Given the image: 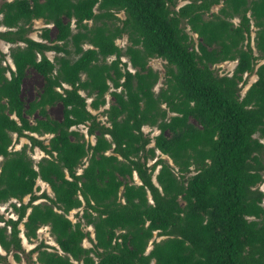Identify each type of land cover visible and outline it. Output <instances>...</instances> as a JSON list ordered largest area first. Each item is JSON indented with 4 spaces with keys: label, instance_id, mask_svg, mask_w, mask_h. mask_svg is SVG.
Here are the masks:
<instances>
[{
    "label": "trees",
    "instance_id": "16d2710c",
    "mask_svg": "<svg viewBox=\"0 0 264 264\" xmlns=\"http://www.w3.org/2000/svg\"><path fill=\"white\" fill-rule=\"evenodd\" d=\"M34 18L54 35L30 36ZM0 25L13 63L0 50V203L18 200L16 217L0 212V247L19 260L20 224L27 238L47 224L62 252L40 241L41 264H264V0H2ZM234 59L231 73L214 67ZM28 68L42 83L26 101ZM245 73L257 77L241 94ZM14 134L30 143L11 148Z\"/></svg>",
    "mask_w": 264,
    "mask_h": 264
},
{
    "label": "rangeland",
    "instance_id": "374dc122",
    "mask_svg": "<svg viewBox=\"0 0 264 264\" xmlns=\"http://www.w3.org/2000/svg\"><path fill=\"white\" fill-rule=\"evenodd\" d=\"M2 0H0L1 2ZM187 0H178V4H181L183 2H185ZM219 5H213L212 6V10L216 11L218 9ZM95 10L96 7H95ZM116 14L119 17H124L125 13L123 10L117 11ZM234 21L237 22L238 18H234ZM44 26H48L50 27V33L51 35H54L55 33V27L52 23H46L43 18H34L31 24V29L29 31V35L36 38V39H41V33H42V28ZM0 28H4L3 26L0 25ZM186 31L192 36L195 45L198 41V35L196 32L192 31L189 27V25L185 26ZM254 28H252L253 30ZM254 31H251V41L252 44L254 43ZM116 42L118 43V45L125 47V45L129 42L127 39V34H123L122 36L116 38ZM11 43L6 42L3 39H0V50L6 52V61H8L10 63L11 66H13L11 57L9 56V47H10ZM84 46H88L87 43H84ZM71 47V46H70ZM72 48V47H71ZM47 55L52 58L55 54L54 50H49L46 52ZM113 56H109L108 59H111ZM122 60H128L126 55H122ZM148 64L150 66H152L154 69H157L159 71V78L156 82V84L154 85V89L155 91H157L159 89V87L161 85L164 84L165 81V59L161 58V57H150ZM236 64V60H224L221 62H218L216 64H214L215 69L219 72V73H231L234 66ZM130 69L133 70V68L129 65ZM257 77L256 73H245L244 74V79L245 81L240 82L241 84V89L240 92L241 94L244 93V91L246 90V88L249 86V84L254 81ZM41 83H42V76L35 71L33 68H28L26 71V74L23 78V83H22V97L23 99H25L26 101L31 100L34 96L37 95L38 90L41 87ZM83 93V92H82ZM90 98L88 97V100ZM113 101L112 95L107 92L106 93V103L105 105H102L100 108L98 109H93L94 113H97L98 117L102 120H106V116L104 115L102 111L103 108L107 107L111 102ZM48 111L50 113L51 116L55 117V118H59L61 115V104L60 103H55L53 105L48 106ZM80 130L82 131H86L87 126L81 124L79 125ZM143 130L147 133H149L150 135H153L155 133H157L159 131L158 128H156L155 126H150L148 124L143 125ZM37 136L40 137H48L50 134H44V135H38L37 133H34ZM87 138H89L91 141H94V136H87ZM23 143H30V140L28 139L27 136H20L18 138L15 137V134L13 136V141H12V145L11 148H20ZM151 145L153 144V142L150 143ZM28 153L30 154V156L34 159V161H36L37 159H39L41 156L45 155V153L37 146L34 147H29L28 146ZM157 154L159 156H163L166 157L168 159L169 162H172L171 159L168 157V155L166 154H160V151L157 150ZM1 159V156H0ZM152 160H150L149 162H151ZM155 173L156 171H154L153 173V180H155ZM134 180L136 182L139 181L137 175H134ZM36 188H35V193H40L41 191L45 190L47 193L52 195V190L49 186V184L41 179H37L36 181ZM259 188H261L264 191V181L260 182L259 184ZM29 199V196L26 195L23 200L26 202ZM42 198L37 199V201L41 200ZM17 202L18 200H16L15 198H11L8 201L2 202L0 203V212L5 216V217H16L17 214L14 212L13 208H12V204L11 202ZM18 203V202H17ZM264 203V200H263ZM80 210L81 211V207L80 208H74L72 209L68 215L69 217L74 221L77 219V211ZM3 222L0 221V224H2ZM85 228L88 229L90 231V235L91 237L94 236V232H93V227L92 225H85ZM20 235L22 238V244H23V251H20V259L17 260L15 259L13 252L12 251H8L6 252L4 249L0 248L1 253L6 255V258L4 260L0 261V264H41L40 262H38L36 260V252H29V250L36 245L37 243H39L40 241H44L46 244L50 245L51 247H48L49 249H53V250H58L59 252H62V250L58 247L54 236L52 235L51 231H50V227L49 225H41L38 229H37V235L35 237L32 238H27L24 233V227L23 224H20ZM164 235H157L154 234L153 238L156 239H160L161 237H163ZM151 241L152 239L149 241L148 247L147 249H149L151 247ZM83 245L84 246H90L91 245V240L88 237H85L83 239ZM153 264V261H152Z\"/></svg>",
    "mask_w": 264,
    "mask_h": 264
},
{
    "label": "crops",
    "instance_id": "0c3cea01",
    "mask_svg": "<svg viewBox=\"0 0 264 264\" xmlns=\"http://www.w3.org/2000/svg\"><path fill=\"white\" fill-rule=\"evenodd\" d=\"M93 142V141H92ZM38 179H40V178H38ZM53 194V193H52ZM69 216V215H68ZM22 224V223H21ZM45 225V224H44ZM24 227V226H23ZM24 233V232H23ZM21 236V235H20ZM0 248H2V247H0ZM3 249V248H2ZM1 252V251H0Z\"/></svg>",
    "mask_w": 264,
    "mask_h": 264
}]
</instances>
